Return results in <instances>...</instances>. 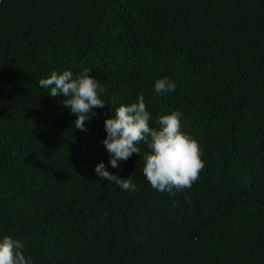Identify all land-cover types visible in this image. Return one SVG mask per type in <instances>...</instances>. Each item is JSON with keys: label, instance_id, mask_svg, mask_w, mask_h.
Here are the masks:
<instances>
[{"label": "trees", "instance_id": "16d2710c", "mask_svg": "<svg viewBox=\"0 0 264 264\" xmlns=\"http://www.w3.org/2000/svg\"><path fill=\"white\" fill-rule=\"evenodd\" d=\"M103 88L87 131L41 79ZM167 78L172 92L157 94ZM143 95L180 110L205 167L170 195L148 144L113 168L105 120ZM115 101V103H111ZM138 190L100 179L96 165ZM31 264H264V0H0V240Z\"/></svg>", "mask_w": 264, "mask_h": 264}, {"label": "clouds", "instance_id": "9594fccd", "mask_svg": "<svg viewBox=\"0 0 264 264\" xmlns=\"http://www.w3.org/2000/svg\"><path fill=\"white\" fill-rule=\"evenodd\" d=\"M91 70H84L78 77L69 70L58 74L53 71L49 78L41 79L39 84L49 88V95H63V105L70 108L77 119L74 127L87 131L85 121H90L94 108H103L106 101L101 99L103 92L100 81L89 75ZM176 84L169 79L160 78L155 81L154 91L157 94L172 92ZM115 103V101H111ZM183 113L180 110L161 115L158 128L150 126L152 114L148 110L143 95L137 102L129 105L121 104L115 110V115L105 120L107 137L102 141L110 153V163L113 168L119 167L118 161L128 160L134 153L140 154L137 146L141 142L151 149L146 153L143 174L147 182L160 192L175 195L176 192L190 189L198 181L205 167L203 148L199 142L184 131ZM95 172L100 179L113 181L122 190L135 192L137 185L130 178L109 172L105 164L96 165ZM0 264H31V257L26 256L23 245L11 236L0 240Z\"/></svg>", "mask_w": 264, "mask_h": 264}]
</instances>
